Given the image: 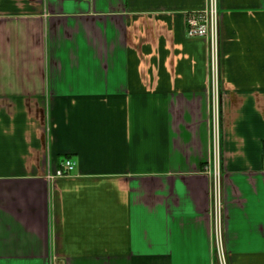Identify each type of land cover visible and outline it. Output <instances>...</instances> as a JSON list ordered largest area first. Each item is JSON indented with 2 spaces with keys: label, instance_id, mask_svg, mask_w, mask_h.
<instances>
[{
  "label": "crops",
  "instance_id": "obj_1",
  "mask_svg": "<svg viewBox=\"0 0 264 264\" xmlns=\"http://www.w3.org/2000/svg\"><path fill=\"white\" fill-rule=\"evenodd\" d=\"M0 0V264H264V0ZM218 106V107H216ZM65 159L73 171L59 176Z\"/></svg>",
  "mask_w": 264,
  "mask_h": 264
},
{
  "label": "built area",
  "instance_id": "obj_2",
  "mask_svg": "<svg viewBox=\"0 0 264 264\" xmlns=\"http://www.w3.org/2000/svg\"><path fill=\"white\" fill-rule=\"evenodd\" d=\"M186 33L189 37H202L208 40L210 48V64L213 89L216 97L219 92V20L216 9V0H210L209 7L200 11L187 13ZM218 107V106H216ZM75 163L71 159H65L62 168L57 171V175L62 176L73 171ZM214 176V209L215 220L213 225V238L215 248V264H227L224 253L223 233H222V189H221V156L218 139H214V153L210 167H207Z\"/></svg>",
  "mask_w": 264,
  "mask_h": 264
}]
</instances>
